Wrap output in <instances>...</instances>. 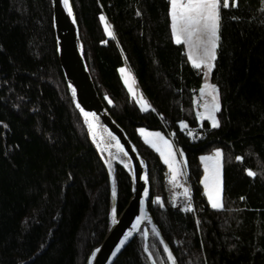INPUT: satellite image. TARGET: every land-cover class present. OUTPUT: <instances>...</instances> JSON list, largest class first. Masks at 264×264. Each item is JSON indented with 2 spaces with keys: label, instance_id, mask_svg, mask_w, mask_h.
<instances>
[{
  "label": "trees",
  "instance_id": "16d2710c",
  "mask_svg": "<svg viewBox=\"0 0 264 264\" xmlns=\"http://www.w3.org/2000/svg\"><path fill=\"white\" fill-rule=\"evenodd\" d=\"M71 2L97 94L147 164L148 211L176 264H264V0L221 8L210 76L221 104L218 128L195 117L203 75L172 39L169 0ZM51 14L50 0H0V264H87L108 228V174L65 85ZM124 64L146 112L122 83ZM139 128L183 153L191 211L168 203L166 167ZM216 149L218 210L204 198L199 161ZM114 180L118 215L131 184L117 165ZM147 249L155 264H169L150 230ZM113 264H151L142 234Z\"/></svg>",
  "mask_w": 264,
  "mask_h": 264
},
{
  "label": "water",
  "instance_id": "95a60500",
  "mask_svg": "<svg viewBox=\"0 0 264 264\" xmlns=\"http://www.w3.org/2000/svg\"><path fill=\"white\" fill-rule=\"evenodd\" d=\"M50 3L57 60L63 74L65 85L87 135L105 165L110 186L111 205L108 228L100 245L90 254L87 264H89V260H91V264H113L124 249L142 233L144 251L147 253L148 232H144V226L148 220L152 223V227L149 228L150 231L158 239L164 251L167 244L148 211L150 184L147 164L125 131L111 117L97 94L85 62L84 48L80 40V30L71 0H69V6L73 12L72 17L68 15L60 0H50ZM69 85L76 90L75 102ZM77 104L84 111L95 113L94 118L89 117L93 125L91 135L89 134L84 117L81 115L80 108H77ZM117 143L120 147H117ZM121 149L123 150L121 151ZM111 153L119 155L123 160L116 162L114 165L121 167L126 172L131 184V196L124 209L118 215L113 211L115 210V198L112 196V189L115 187L114 165L110 167L107 163V157ZM110 170L112 173L111 177L109 176ZM140 175L146 176L147 182L139 179ZM146 190L147 195H145ZM141 199L144 200L143 211H141ZM138 216L141 217L140 220H137ZM113 219H115V223L112 222ZM133 225H136V227H133ZM126 233H130V235L126 236ZM122 240L124 241L123 244H121ZM117 246H119V250H117ZM113 252L116 253L115 256ZM147 256L150 263L155 264L148 253ZM165 256L168 261V254L165 253ZM168 263L171 264L170 261Z\"/></svg>",
  "mask_w": 264,
  "mask_h": 264
},
{
  "label": "snow or ice",
  "instance_id": "6c2138e0",
  "mask_svg": "<svg viewBox=\"0 0 264 264\" xmlns=\"http://www.w3.org/2000/svg\"><path fill=\"white\" fill-rule=\"evenodd\" d=\"M60 3L63 5L65 10L67 11L70 17L73 16V12L71 7L69 6V0H60ZM170 10L169 16L171 18V34L172 39L176 44H181L182 42L187 44L188 47V60L191 63V66L195 69H200L203 67L207 71H205L204 75H207L212 71L213 61L216 59V49L217 42L220 39L218 35L219 25L221 20V8L227 9L231 7L238 6V0H169ZM139 15V12L137 13ZM100 20L103 22L105 17L101 15ZM75 22V21H74ZM110 26L105 24V33L111 35L109 31ZM197 37L195 44L192 43V37ZM122 74L125 72L124 68L119 70ZM125 85L128 87V91L130 94L134 95V89L129 85L127 79L124 80ZM69 88L72 91V95L75 102L76 90L69 85ZM207 90V91H206ZM201 99L204 100L202 104L203 111L197 113V120H207L210 122L212 128L219 127V121L217 120L216 113L221 110V104L219 100V94L217 90V86L214 84H208L207 82L201 86ZM210 97L211 99H207ZM106 100L111 104L112 101L106 96ZM136 103L140 106L142 111L148 110L150 107L143 100L142 97L136 99ZM195 104V101L193 102ZM77 108H80V105L77 104ZM81 115L84 117L85 123L88 126L89 134H92L93 125L89 120V117H95V113L84 111L80 108ZM181 128L186 127L183 121L180 124ZM142 136L145 138V143L151 144L152 147L156 148V151L160 153L161 159L164 164L168 166L169 172L171 175V181L175 183L176 177L178 175L176 168V161L174 158V154L172 152V146L168 143V141L164 140L159 132L155 133H147L145 129L141 128L138 130ZM111 135V134H110ZM191 135V133H189ZM153 136L158 138L160 141H163L166 146L167 151L162 150L157 146V142L150 140L149 137ZM115 139V137H113ZM95 142V140H94ZM99 148V146H97ZM117 147H120L117 143ZM123 149H121L122 151ZM183 155L182 153L180 154ZM221 157V151L219 149L215 152V158L219 161ZM203 159H209L208 157H202ZM237 160H241V157H236ZM206 176L201 180V183L205 188V195L207 196L208 202L213 209H217L222 207L221 204V185L218 174V167L213 171V185L210 188L208 183V169H205ZM247 175L250 177H254L256 173L250 169H246ZM111 170L109 171V176L111 177ZM139 179L147 182V177L144 175H140ZM187 189H185V195H187ZM145 195H147V190L145 191ZM112 196L115 198L116 189L113 187ZM243 199V198H242ZM141 211H143L144 200L141 199ZM189 210H191V206H189ZM115 212V210H113ZM141 217H137V220H140ZM115 223V219L112 221ZM136 227V225H133ZM155 231V229H153ZM126 236L130 235V233H126ZM124 241H121L123 244ZM117 250H119V246H117ZM98 251V249H97ZM165 253L168 254V261L171 264H175V259L172 253L169 251L168 247L164 248ZM95 255V253H93ZM115 256L116 253L113 252ZM89 264H91V260H89Z\"/></svg>",
  "mask_w": 264,
  "mask_h": 264
},
{
  "label": "rangeland",
  "instance_id": "374dc122",
  "mask_svg": "<svg viewBox=\"0 0 264 264\" xmlns=\"http://www.w3.org/2000/svg\"><path fill=\"white\" fill-rule=\"evenodd\" d=\"M109 36V35H107ZM189 47V46H188ZM187 51H188V48H187ZM214 62V61H213ZM121 68H124L125 69V72L122 74L119 70ZM121 68H119L118 72H119V76L122 80V83L123 85L125 86L126 90L128 91V87L125 85L124 83V80L127 79L128 82H129V85L134 89V95L130 94L129 91V95L131 96V98H133L136 102V99L137 98H140L142 97L136 84H135V81L133 79V76L132 74L130 73L128 67L124 64ZM213 69V68H212ZM205 71H207L206 69H204L203 67H201V72H202V75H203V79H202V84L201 86H203L206 82L208 84H212L210 82V76H211V72L207 75V77H205L204 73ZM201 88V87H200ZM207 91V90H206ZM143 98V97H142ZM207 99H211L210 97H207ZM144 100V99H143ZM145 101V100H144ZM195 101V104L193 103V107H194V113H195V117L197 119V113L198 112H202L203 111V107H202V104L204 103V100L201 99V92H200V89L198 90L197 94L194 96V99H193V102ZM146 102V101H145ZM138 105V104H137ZM148 105V104H147ZM139 106V105H138ZM140 108V106H139ZM149 109V108H148ZM217 114V113H216ZM198 121V120H197ZM203 121H207V120H201V121H198L199 123L203 122ZM209 124L210 122L207 121ZM181 124V123H180ZM179 124V127H180V130H185L187 127H184V128H181ZM185 124V123H184ZM211 126V124H210ZM149 132V130H146ZM151 132V131H150ZM152 133H155V132H152ZM161 134V133H160ZM161 136L164 138V140L168 141V143L172 146V152L174 154V158H175V161H176V168H177V177H176V181L175 183L173 182H170L171 181V173L169 172V169H168V172L166 171V182H167V176H169V182L171 183V186L168 185V195L171 196V195H176V194H185V189H187V186L185 184V177H184V170L181 168L182 165L184 166L185 164V160H184V156L180 155L182 152L181 151H177L175 149V147L173 146L172 142L170 140H168L167 138H165L162 134ZM160 141V140H159ZM157 142V141H156ZM160 143L162 145H164L163 141H160ZM157 142V144H160ZM158 146V145H157ZM165 146V145H164ZM166 147V146H165ZM167 150V149H166ZM217 150V149H216ZM216 150L212 151L211 153L209 154H205V155H202L200 156L199 158V161H200V164H201V167H202V177H201V180L205 178L206 176V172H205V169L207 168L208 169V183H209V187L211 188L212 185H213V171L215 169H217L218 167V174H219V180H220V185H221V157L219 158V161L216 160L215 158V152ZM183 154V153H182ZM202 157H208L209 159H201ZM201 183V181H200ZM201 186H202V190H203V193H205V188H204V185L201 183ZM187 194H188V191H187ZM205 195V194H204ZM188 196V195H187ZM205 197L207 198V196L205 195ZM208 200V199H207ZM145 252V251H144ZM147 253L148 255L152 258L150 252L148 251L147 249ZM147 253L145 252L146 256H147ZM148 258V256H147ZM149 260V258H148Z\"/></svg>",
  "mask_w": 264,
  "mask_h": 264
},
{
  "label": "crops",
  "instance_id": "0c3cea01",
  "mask_svg": "<svg viewBox=\"0 0 264 264\" xmlns=\"http://www.w3.org/2000/svg\"><path fill=\"white\" fill-rule=\"evenodd\" d=\"M196 40H197V37L194 35V36L192 37V43L195 44ZM181 44L184 45V47H185V51H186V54H187V57H188V51H187L188 45L185 44V43H183V42H182ZM132 99H133V98H132ZM133 100H134V99H133ZM134 101H135V100H134ZM135 103H136V102H135ZM136 104H137V103H136ZM137 106H138V105H137ZM138 108H139V106H138ZM139 109L141 110V108H139ZM148 110H149V109H148ZM148 110H146V111H148ZM141 111H142V110H141ZM146 111H143V112H146ZM139 129H141V128H139ZM139 129H138V130H139ZM138 130H137V134H138V136L140 137V139L143 141V143H144L145 145H147L148 147H150L152 150H154V151L160 156V153H159L158 151H156V148L152 147L151 144L145 143V138H144V136H142ZM145 130H146V129H145ZM146 132H147V133H152V132H150V131H149V132L146 131ZM165 138H166V137H165ZM149 139H150V140H153V141H157L158 143H160L159 139L156 138V137L150 136ZM157 145H158V147H160L162 150L167 151V150H166V147H165L164 145H162L161 143H160V144H157ZM160 158H161V156H160ZM161 161L163 162L162 159H161ZM163 164H164V162H163ZM164 165H165V167H166V171L168 172V166H167L166 164H164ZM181 168L184 170V166H183V165H182ZM167 185L171 186V183L169 182V176H167ZM204 198H205V200H206L208 206H209L211 209H213V208L211 207V205L209 204V202H208L207 198L205 197V195H204ZM220 208H221V207H219V208H217V209H214V210H218V209H220Z\"/></svg>",
  "mask_w": 264,
  "mask_h": 264
},
{
  "label": "built area",
  "instance_id": "2783aa9c",
  "mask_svg": "<svg viewBox=\"0 0 264 264\" xmlns=\"http://www.w3.org/2000/svg\"><path fill=\"white\" fill-rule=\"evenodd\" d=\"M188 195V194H187ZM176 194L168 197V203L175 209L181 210L182 212H187L192 210L191 200L189 195ZM191 206V210H189Z\"/></svg>",
  "mask_w": 264,
  "mask_h": 264
},
{
  "label": "bare ground",
  "instance_id": "6f19581e",
  "mask_svg": "<svg viewBox=\"0 0 264 264\" xmlns=\"http://www.w3.org/2000/svg\"><path fill=\"white\" fill-rule=\"evenodd\" d=\"M121 158L119 157V155H116L114 153H111L108 155L107 157V163L108 165L111 167L112 165H114L116 162H121ZM123 161V160H122ZM125 164V162H124ZM150 227H152V223L150 220H148L146 223H145V226H144V232H148L150 229ZM143 234V233H142Z\"/></svg>",
  "mask_w": 264,
  "mask_h": 264
}]
</instances>
